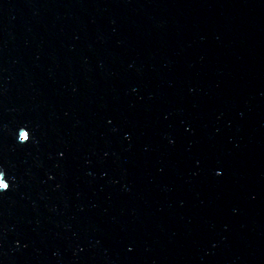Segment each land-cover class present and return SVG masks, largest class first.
Returning <instances> with one entry per match:
<instances>
[{
	"label": "water",
	"instance_id": "obj_1",
	"mask_svg": "<svg viewBox=\"0 0 264 264\" xmlns=\"http://www.w3.org/2000/svg\"><path fill=\"white\" fill-rule=\"evenodd\" d=\"M0 264H264V0H0Z\"/></svg>",
	"mask_w": 264,
	"mask_h": 264
},
{
	"label": "clouds",
	"instance_id": "obj_2",
	"mask_svg": "<svg viewBox=\"0 0 264 264\" xmlns=\"http://www.w3.org/2000/svg\"><path fill=\"white\" fill-rule=\"evenodd\" d=\"M9 187H10L9 183L5 182L2 173H0V190L7 191Z\"/></svg>",
	"mask_w": 264,
	"mask_h": 264
}]
</instances>
